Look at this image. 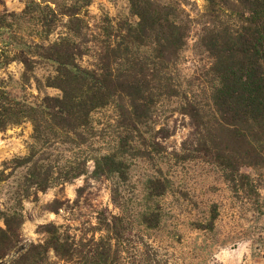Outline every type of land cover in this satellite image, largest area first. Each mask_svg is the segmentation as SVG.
<instances>
[{
	"label": "rangeland",
	"instance_id": "374dc122",
	"mask_svg": "<svg viewBox=\"0 0 264 264\" xmlns=\"http://www.w3.org/2000/svg\"><path fill=\"white\" fill-rule=\"evenodd\" d=\"M35 1L48 5L55 16L35 5L22 15L27 0H0V18L12 27L16 42L31 47L27 55L33 62L25 77L18 61L0 68V86L30 105L44 96H60L45 83L55 74V65L38 58L36 46L73 37L86 47L78 64L93 68L105 40L103 29L109 23L136 21L128 0ZM172 1L188 26L185 45L170 70L175 96L155 97L142 117L134 115L127 100L112 101L93 111L89 128L78 135L44 131L39 136L26 119L0 131V230L5 229L4 217H14L10 242L14 250L42 242L45 236L37 233V227L47 223L89 235L98 215L105 213L121 217L128 230L140 237L142 245L134 239L131 246L136 245L143 264H264V166L240 168L258 193L249 196L245 190L232 189L222 170L196 151L192 122L182 110L190 103L203 115L211 114L215 81L212 58L202 45L210 23L204 16V0ZM66 10H77L82 18L78 35L68 31V18L59 14ZM5 13L15 16H1ZM9 32L4 31L5 38L12 36ZM140 54L151 55L147 48ZM102 155L123 162L125 180L116 173L99 180L91 177V159ZM34 163L50 171L45 191L37 190L28 178ZM76 167L87 173L64 181L61 173ZM151 182L162 187L160 195L150 189ZM55 200L63 207L57 213L45 211ZM144 218L151 220L152 227ZM12 254L1 258L0 264Z\"/></svg>",
	"mask_w": 264,
	"mask_h": 264
},
{
	"label": "trees",
	"instance_id": "16d2710c",
	"mask_svg": "<svg viewBox=\"0 0 264 264\" xmlns=\"http://www.w3.org/2000/svg\"><path fill=\"white\" fill-rule=\"evenodd\" d=\"M27 2L22 15L35 5L55 16L48 5L41 6L35 0ZM128 2L136 21H118L114 26L109 23L103 29L105 40L93 68L78 64L86 47L83 49L73 37H61L45 47L36 46V56L55 65V74L45 83L58 90L60 96H44L37 105H30L16 100L0 86V131L26 119L39 136L44 131L56 136L78 135L79 130L89 128L91 113L112 101L127 100L134 115L142 117L155 97L176 95L170 86V70L185 45L188 31L186 21L179 18L180 8L172 0ZM204 2V16L210 27L204 30L202 45L212 58L210 72L215 81L210 95L211 114L203 115L190 103L182 111L192 122L196 151L222 170L232 189L256 196L253 181L240 168L264 166V0ZM59 14L68 18V31L78 35L82 23L79 12L66 10ZM11 28L4 17L0 18V68L18 61L25 77L33 67L27 55L31 47L16 42ZM4 31H10L12 36L5 38ZM142 48L149 49L151 55H141ZM91 161L90 175L94 180L114 173L125 180L124 164L114 155L95 156ZM71 169L61 173L66 182L87 173L82 168ZM49 174V170L44 172L34 163L28 178H32L37 190L45 191ZM151 183L150 189L160 195L162 187ZM81 191L79 188L78 193ZM62 207L55 200L44 210L57 213ZM11 218L14 217L3 218L5 229L0 230V259L13 253L5 264H143L136 245L131 246L140 237L132 234L117 215H98L89 235H76L53 223L39 225L37 233L45 236L43 241L16 250L10 243L15 233ZM144 223L151 226L150 219L144 218ZM137 243L142 245V240Z\"/></svg>",
	"mask_w": 264,
	"mask_h": 264
}]
</instances>
